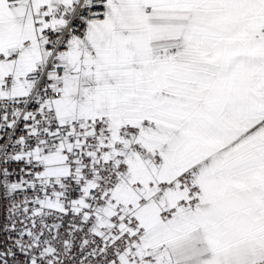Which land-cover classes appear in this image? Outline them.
Returning <instances> with one entry per match:
<instances>
[{"label":"snow or ice","instance_id":"6c2138e0","mask_svg":"<svg viewBox=\"0 0 264 264\" xmlns=\"http://www.w3.org/2000/svg\"><path fill=\"white\" fill-rule=\"evenodd\" d=\"M0 264H264V0H0Z\"/></svg>","mask_w":264,"mask_h":264}]
</instances>
